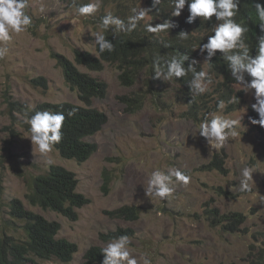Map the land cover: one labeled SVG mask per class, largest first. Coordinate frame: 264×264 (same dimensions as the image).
Masks as SVG:
<instances>
[{"label": "rangeland", "instance_id": "1", "mask_svg": "<svg viewBox=\"0 0 264 264\" xmlns=\"http://www.w3.org/2000/svg\"><path fill=\"white\" fill-rule=\"evenodd\" d=\"M132 2L141 7L147 0ZM28 5L32 26L26 33H10L8 54L0 59V226L9 224L7 235L24 237L23 223L9 216V202L18 199L25 209L57 221L61 225L57 237L77 245L70 263L52 258L36 259V264H81L88 248H104L109 241L102 237L118 229L132 234L130 249L138 264H142V254H148L151 264H248L252 247L253 252L257 250L264 234V143L249 119L254 91L243 92L235 108L228 101L238 97L237 85L223 100L227 105L223 115H243L241 123L246 130L239 129L237 137L216 148L199 136L200 123L186 116L189 107L177 100L181 87L176 83L160 80L152 84L141 72L128 88L121 84L112 65L104 64L99 72L78 66L82 73L104 81L108 87L105 98L92 102L107 116L102 129L87 139L96 144V152L83 163L63 159L55 149L42 155L31 144L24 107L29 110L33 105L64 102L80 105L53 55L60 54L74 63L75 50L96 55L93 33L101 31L97 16L114 11L103 1L93 17H78L68 0H28ZM193 34L200 37L196 28ZM202 66L209 70L207 63ZM40 78L45 87L37 83ZM212 79L211 90L204 95L210 107L220 100L213 92L222 86L218 78ZM125 97L135 102L127 105ZM210 113L206 115L209 119ZM216 154L224 155L226 174L206 168ZM50 165L73 172L78 179L77 192L90 200L75 210V221L31 206L25 198L33 179L45 174ZM244 167L256 171L250 191L240 190ZM173 169L188 175L190 183L172 185L173 195L163 202L147 197L151 172ZM106 176L110 179L104 189ZM123 206L138 207V219L128 222L110 215ZM210 209L220 214L241 213L245 222L237 232L229 233L218 222L212 224L207 219Z\"/></svg>", "mask_w": 264, "mask_h": 264}, {"label": "trees", "instance_id": "2", "mask_svg": "<svg viewBox=\"0 0 264 264\" xmlns=\"http://www.w3.org/2000/svg\"><path fill=\"white\" fill-rule=\"evenodd\" d=\"M102 1L112 5V10L114 11L112 14L119 16L126 23L128 17L132 15L131 10L139 8L135 2L130 4L131 0ZM253 1L256 2V0ZM68 2L73 7V0H68ZM259 2L264 4L263 0H259ZM87 3H89V0H76L77 6ZM124 8L126 11H122ZM140 8L150 9L148 12L150 16L148 20L140 22L135 30L130 33L114 35L109 29L107 33H104L114 46V50L111 53L106 51L101 55H93L89 52L75 50V63L60 54L53 55V58L63 71L66 85L77 94L80 102V105L68 102L59 104L43 103L35 108L40 111L64 112L66 119L62 128L63 138L58 145L54 146L61 158L73 160L77 163H83L88 160L96 152L97 146L95 143L88 142L87 139L98 133L107 122L106 114L92 106L94 99L106 97L108 92L107 84L86 73H82L78 66L88 71L99 72L103 69L104 64L112 65L119 72L121 84L128 88L132 87L141 72H144L143 76L146 75L152 84H159L160 80L154 78L153 63L158 60L163 64L177 54H187L190 60L196 59L199 62L196 66L197 71L204 70L197 55L199 45L207 41L193 34V30L198 24L196 23L197 19L191 24L186 23L189 15L187 4L179 17L171 16L173 9L170 0H162V3L156 8L152 6V0H147L146 4ZM106 14L101 12L100 16H97L99 24L101 17ZM244 14L245 12L242 11L240 19L243 21L244 27L248 29L245 33L246 44L248 46L257 44L258 17L247 23L244 20ZM165 20H170L175 25L168 30V33L155 34L146 30L145 25L147 23H150L151 26H156ZM182 31L188 34L187 39H182L179 36ZM97 51L96 45L95 52L97 53ZM217 54L219 59H212L211 65H208L209 74L218 78L222 86L221 90L213 92V95L220 96V100H226L229 98L228 95L231 94L232 87L236 85V82L231 77L227 62L221 58L220 53ZM187 64L188 62H185L186 67ZM191 79L192 75L189 73L187 76L177 78L175 82L173 81L179 88L181 87V94H178L176 98L188 105L189 109L186 116L201 123L209 112L216 110L219 100L215 102L214 107L208 106L207 104L209 103L204 101L205 94L194 95L190 90L188 84ZM245 79L250 80L251 78L246 76ZM33 82L36 83L35 80ZM37 83L43 87L46 86L44 79L40 78ZM125 98L127 105L135 102V99ZM24 110L26 111L25 107ZM70 111H74L75 114L69 116L68 113ZM29 114L32 113L30 112ZM256 128L259 133L262 132L264 134V128ZM223 157L224 155L216 154L206 168L226 174L225 157ZM109 179L108 176L105 177L104 189L107 188ZM77 187L78 179L73 172L59 165H50L45 174L33 179L25 198L31 206H38L44 211H54L71 221H75L77 219L75 210L90 203L88 198L77 192ZM8 207L9 216L13 220L23 223L22 231L24 237L21 239L20 237L15 238L7 235L5 229L9 224L0 226V264H28L32 262V257L41 259L54 257L65 263H69L72 260V255L77 252V245L68 242L64 238L57 237L61 230V225L57 221L47 220L43 216L25 209L22 202L18 199H12ZM139 210L138 207L123 206L112 211L110 215L117 219L133 222L138 219ZM206 213L209 216L207 219L211 220L212 224L215 221L218 222L229 233L237 232L245 222L244 215L238 212L220 214L215 209H210ZM121 235L130 237L132 234L128 230L118 229L103 236L102 240L111 241ZM261 236L263 238L261 245L255 252H253L252 247L248 264H264V234ZM102 249L99 246L88 248L83 255L81 264H101L103 260Z\"/></svg>", "mask_w": 264, "mask_h": 264}, {"label": "clouds", "instance_id": "3", "mask_svg": "<svg viewBox=\"0 0 264 264\" xmlns=\"http://www.w3.org/2000/svg\"><path fill=\"white\" fill-rule=\"evenodd\" d=\"M101 3L102 0H91L87 4L77 6L76 0H73V7L78 17H93L100 10ZM161 3L162 0H152L154 8ZM170 3L173 9L172 17H179L187 4L189 15L186 23L191 24L197 19L196 23L198 24L195 28L198 30L200 38L207 41L198 47L197 56L200 58V64L207 63L210 66L212 59H219L217 53H220L221 58L227 62L231 77L241 92V94H239L240 92L237 94L238 97H232L228 103H233V108H235L239 101H242L243 92L247 94L254 91L255 103L251 105L252 109L249 116L251 128L257 132L256 127L264 128V4L260 3L259 0L256 2L253 0H170ZM28 7V0H0V59L8 54L9 50L6 45L12 39L10 33H26L32 26L33 20L27 12ZM40 11H44L43 6ZM131 11L132 15L128 17L127 23L111 12L101 17V31L93 33L98 48L97 55L106 51L111 53L114 50L112 42L104 34L109 29L114 35L130 33L137 28L140 22L145 21L150 16L148 14L150 9L139 7L133 8ZM242 11L245 12L244 20L247 23L258 17L257 44L250 46L246 44L245 33L248 29L244 27L243 21L240 19ZM174 26L170 20H165L156 26H151L150 23L145 25L148 32L155 34L168 33V30ZM179 36L182 39H187L188 34L182 31ZM185 62H188L187 67ZM198 63L196 59L190 60L187 54L173 55L163 64L157 60L152 66L154 78L164 82H175L177 78H183L191 73L192 79L188 84L190 90L194 95H203L211 90L212 78L215 77L209 74V70L197 71ZM246 76L251 79L246 80ZM226 106L225 101L219 100L217 111L210 113L211 118L206 116L199 124V136L216 148L223 147L230 138L237 137L240 134L239 129L246 130L241 123L243 115L237 118H228L223 115ZM245 111L246 109H243V114ZM30 112L32 114H29ZM74 114V111L68 113L69 116ZM24 119L29 125L31 144H35L42 155L51 153L54 146L61 142L63 138L62 128L66 119L63 111H40L36 110L33 105L25 111ZM260 133L258 132L264 143V134ZM254 173L256 171L253 167H244L241 170V191L251 190L250 183L254 184ZM190 179L179 169H173L167 173L154 170L150 174L145 195L159 198L163 202L173 195L174 188L172 185L179 183L186 186L190 183ZM130 244L131 238L127 235H121L109 241L102 249L103 260L101 264H138L137 258L132 254L133 250L130 249ZM76 253L72 255V260ZM36 259L49 261L52 258L32 257V262L28 264H36ZM141 260L142 264H151L148 254H142Z\"/></svg>", "mask_w": 264, "mask_h": 264}, {"label": "bare ground", "instance_id": "4", "mask_svg": "<svg viewBox=\"0 0 264 264\" xmlns=\"http://www.w3.org/2000/svg\"><path fill=\"white\" fill-rule=\"evenodd\" d=\"M228 81V80H227Z\"/></svg>", "mask_w": 264, "mask_h": 264}]
</instances>
